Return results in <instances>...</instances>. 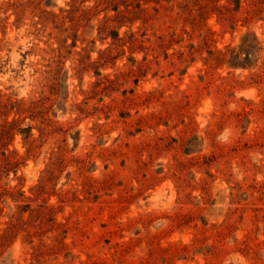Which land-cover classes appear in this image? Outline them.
Masks as SVG:
<instances>
[{
	"label": "rangeland",
	"instance_id": "rangeland-1",
	"mask_svg": "<svg viewBox=\"0 0 264 264\" xmlns=\"http://www.w3.org/2000/svg\"><path fill=\"white\" fill-rule=\"evenodd\" d=\"M0 264H264V0H0Z\"/></svg>",
	"mask_w": 264,
	"mask_h": 264
}]
</instances>
